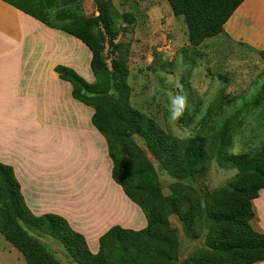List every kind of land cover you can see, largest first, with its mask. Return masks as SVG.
<instances>
[{
	"label": "crops",
	"instance_id": "crops-1",
	"mask_svg": "<svg viewBox=\"0 0 264 264\" xmlns=\"http://www.w3.org/2000/svg\"><path fill=\"white\" fill-rule=\"evenodd\" d=\"M146 13L150 19L159 14L170 27L179 22L167 8ZM17 40L27 54L16 51ZM80 45L0 0V163L13 168L33 215L62 217L96 255L112 228L141 231L148 221L113 179L108 142L92 123L95 111L75 100L72 85L55 71L62 65L93 82L92 54ZM196 48L214 71L208 87L198 86V103L215 104L207 109L221 111L216 118L235 109L223 125H264V0H245L221 34ZM253 206L257 231L264 233V190ZM0 264H27L1 233Z\"/></svg>",
	"mask_w": 264,
	"mask_h": 264
},
{
	"label": "rangeland",
	"instance_id": "rangeland-1",
	"mask_svg": "<svg viewBox=\"0 0 264 264\" xmlns=\"http://www.w3.org/2000/svg\"><path fill=\"white\" fill-rule=\"evenodd\" d=\"M98 3L109 9L113 29L117 33L113 43L118 45L119 51L110 44L105 48L109 67L112 68L114 58H121L120 52L127 58L129 95L123 96V101L125 105L151 119L154 124V127L149 129L140 119L132 118L134 125L140 130L131 132L128 125L131 115L123 110L127 118L121 125V131L123 128L127 130L120 133V139L115 142L116 158L135 173L134 186L139 187L140 191L137 193L131 185L134 197L141 198L144 193H148L149 199L155 200L159 196L160 200L172 195L187 194L193 203L200 201L202 208L194 209V221L188 232L183 230L178 216L169 218L170 228L175 233L172 234L174 241L171 246L178 248L179 257L172 260L171 264H194L192 259L201 247L215 245L222 239L214 217L206 210L208 197L221 189L240 185L243 178L245 183L250 180L264 187V178L260 177L257 181L252 178L256 169L264 170V155L260 156V160L257 159L259 156H251L253 152L257 153L264 147V125L244 126L240 123L235 126L232 134L229 130L227 135L224 133V115L231 112L235 114L237 111H226L223 116L216 118L214 114L218 115L221 111L207 109L215 104H209L208 101L198 103V86L203 84L208 87L211 79L209 73L213 74L214 71L209 70L208 61L198 57L197 46L190 45L187 24L183 17H178V24L172 27L164 20L160 21L159 14L153 13L150 19V15L146 13L149 7L167 8L172 11L166 0H84L83 11L88 18L99 16ZM117 13L120 16L115 17ZM125 13L128 16L123 15ZM183 27H186V31ZM66 35L68 38L73 37ZM84 45L80 46L84 49ZM13 46L16 51L26 53L23 42L17 40ZM164 47H167L168 51L165 52ZM1 54L4 53H0V59ZM93 78L95 82L94 75ZM214 88L215 84L209 89L207 98L210 100L215 96ZM177 92L187 94L188 104L184 114L178 120H172L169 100L170 96ZM113 94L115 99L119 97L116 91H113ZM193 137L198 138L200 146L197 154L188 151ZM146 161L154 167L157 179L142 168ZM192 188L195 191L190 192L188 189ZM256 192H248L243 196L236 193L235 197L230 199L232 202L248 201ZM230 199L218 197L217 200L227 202ZM252 211L254 216L247 220V224L251 230L258 232L254 206ZM18 224L31 238L39 241L60 264H79L71 246L56 234L28 227L22 220L18 221ZM237 229L239 228L228 225L225 232L239 233L245 237L247 230L245 233L242 228L240 231ZM169 233L168 230L162 231L164 235ZM135 245L110 240L106 244L105 259L109 264H150L148 255L138 250ZM235 253L227 258L216 257V261L210 260V264H246L264 259V251L258 253L256 250L241 248L235 250ZM159 264L163 263L160 261Z\"/></svg>",
	"mask_w": 264,
	"mask_h": 264
},
{
	"label": "trees",
	"instance_id": "trees-1",
	"mask_svg": "<svg viewBox=\"0 0 264 264\" xmlns=\"http://www.w3.org/2000/svg\"><path fill=\"white\" fill-rule=\"evenodd\" d=\"M23 13L33 17L46 26L65 32L82 41L92 54L90 67L95 77L94 83H89L80 76L74 69L58 65L55 71L60 78L72 85V96L75 100L94 108L92 117L93 125L106 138L109 146V153L113 160V179L118 183L126 195L144 211L148 225L141 231H132L120 227L112 228L101 240V250L94 255L90 252L85 238L73 231L68 222L60 216L46 214L35 216L27 207L14 170L11 166L0 163V233L16 247L25 257L27 264H60L35 238L18 224L22 220L31 227L44 229L67 242L79 264H109L105 259L106 244L110 240L118 242H129L136 244L138 250L146 255L150 264H171L177 260L178 248L171 246L174 238V230L170 228L169 218L173 215L179 217L183 230H191L194 221V209L202 208L200 201L193 203L187 194L172 195L159 200L148 197L144 193L141 198H136L131 192V185L134 186L135 173L123 161L116 158L114 145L120 139V133L127 129L121 125L127 118L123 110L131 115L128 125L131 132L140 130L134 125L132 118L140 119L146 128H153V121L137 110L125 105L123 96L129 95L127 85L128 67L127 58L123 52L121 58H114L112 68L109 67L105 48L107 44L114 46L119 51L118 45H114L116 31L113 29V20L109 9L102 3H98L99 16L88 18L83 11L84 0H1ZM173 11L174 16L183 17L188 28V40L190 45L199 46L204 40L215 37L224 31V25L245 0H166ZM128 16L127 13L123 14ZM120 16L118 13L115 17ZM113 91L119 93L115 99ZM121 121V122H120ZM235 126L224 125V133L229 135L235 131ZM231 135V134H230ZM263 148V149H262ZM260 148L254 156L264 155V147ZM188 151L197 154L200 151L198 138L193 137L188 145ZM250 154V153H249ZM237 156V155H235ZM243 157V155H239ZM244 156H248L245 155ZM142 168L157 179L154 167L146 161ZM264 178V170L256 169L253 181ZM242 179L240 185H233L224 188L208 197L206 210L214 217L217 227L220 229L222 239L215 245L201 247L193 257L194 264H210L216 261V257L227 258L228 255H235V250L248 248L258 253L264 251V233L251 230L247 220L254 216L252 211L253 201L259 196V191L264 190L255 182L245 183ZM244 186V188H240ZM139 193V187L134 186ZM195 191L193 188L188 189ZM257 191L255 196L248 201L232 202L230 198L248 192ZM219 198L228 197L227 202H219ZM252 201V202H251ZM233 225L240 231V228L247 234L245 237L239 233H227L225 229ZM168 230V235L162 231ZM69 235V237H68ZM239 235V236H238ZM243 239V240H241ZM157 242V243H156ZM134 246V247H135ZM170 247V248H169ZM161 258L162 260H160ZM264 261L260 259L256 262ZM47 262V263H46ZM254 262V261H253ZM252 261L246 264H254Z\"/></svg>",
	"mask_w": 264,
	"mask_h": 264
},
{
	"label": "clouds",
	"instance_id": "clouds-1",
	"mask_svg": "<svg viewBox=\"0 0 264 264\" xmlns=\"http://www.w3.org/2000/svg\"><path fill=\"white\" fill-rule=\"evenodd\" d=\"M188 104L186 93L177 92L170 96L169 112L172 120H178L183 114Z\"/></svg>",
	"mask_w": 264,
	"mask_h": 264
},
{
	"label": "built area",
	"instance_id": "built-area-1",
	"mask_svg": "<svg viewBox=\"0 0 264 264\" xmlns=\"http://www.w3.org/2000/svg\"><path fill=\"white\" fill-rule=\"evenodd\" d=\"M162 51V50H161ZM164 51L166 52V51H168V48L167 47H164Z\"/></svg>",
	"mask_w": 264,
	"mask_h": 264
}]
</instances>
